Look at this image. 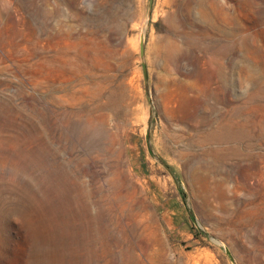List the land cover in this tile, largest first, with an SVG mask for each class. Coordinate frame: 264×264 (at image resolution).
I'll return each instance as SVG.
<instances>
[{
	"label": "rangeland",
	"instance_id": "1",
	"mask_svg": "<svg viewBox=\"0 0 264 264\" xmlns=\"http://www.w3.org/2000/svg\"><path fill=\"white\" fill-rule=\"evenodd\" d=\"M147 1L0 0V264H264V0Z\"/></svg>",
	"mask_w": 264,
	"mask_h": 264
},
{
	"label": "water",
	"instance_id": "2",
	"mask_svg": "<svg viewBox=\"0 0 264 264\" xmlns=\"http://www.w3.org/2000/svg\"><path fill=\"white\" fill-rule=\"evenodd\" d=\"M150 4H151V0H148V1H147V7H148V9H149V7H150ZM141 46H142V45H140V50H141Z\"/></svg>",
	"mask_w": 264,
	"mask_h": 264
}]
</instances>
